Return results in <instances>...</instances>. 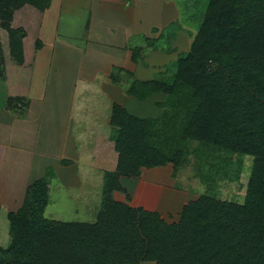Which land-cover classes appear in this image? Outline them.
Segmentation results:
<instances>
[{
  "label": "trees",
  "instance_id": "obj_1",
  "mask_svg": "<svg viewBox=\"0 0 264 264\" xmlns=\"http://www.w3.org/2000/svg\"><path fill=\"white\" fill-rule=\"evenodd\" d=\"M50 1L0 0L1 28L21 65L30 64L42 46L28 25L39 29ZM131 50L137 62L141 48ZM110 79L115 82V76ZM125 93L140 101L165 95L156 102L163 110L156 118H142L112 104L117 161L104 173L96 220L45 217L48 170L27 186L21 206L6 214L11 242L0 246V264H264V0H208L173 73L132 80ZM9 102L19 117L28 107L25 97ZM192 142L197 157L218 152L252 157L243 202L203 194L184 204L173 222L130 206L120 177L138 178L142 169L166 164L178 167ZM114 191L127 201H116Z\"/></svg>",
  "mask_w": 264,
  "mask_h": 264
},
{
  "label": "crops",
  "instance_id": "obj_2",
  "mask_svg": "<svg viewBox=\"0 0 264 264\" xmlns=\"http://www.w3.org/2000/svg\"><path fill=\"white\" fill-rule=\"evenodd\" d=\"M112 1L121 6V0ZM128 1L130 6L127 7L124 2L118 12V6L117 9L116 6L111 8L113 14H106L104 6L96 9L94 3H90L84 32L75 31L72 24L69 29H65L67 36H63L69 38L64 39L59 36L60 22L65 19L62 14L65 0H62L58 14L55 13L57 27L56 32L51 35L50 47L42 42L34 57L36 62L38 52L42 48H49V72L44 87L35 83L28 89L26 98L31 105L25 118L8 112L0 113V216L16 211L22 204L27 185L43 177L48 170L56 175L57 181L62 183L61 187L67 188L69 192L70 189L73 190L69 195L71 199L79 190L77 196L85 199L81 207L88 211L87 195L93 190L89 167L95 170L92 173H98L94 178L95 182L100 180V172L108 171L100 166L106 157V150L103 148L107 147L102 140V133L109 121L112 104L117 103L129 113L142 118H154V114H158L159 108L154 99L162 94L140 101L124 93L119 85L129 81L128 78L124 79L123 74L130 76V79L133 75L132 80L155 79L153 73L163 72L165 66L174 60L175 54L172 56L159 51L145 52L147 42L145 46H139L134 41L140 37L147 40L150 37L147 32H150L153 25L161 29L166 27L178 17L177 9L174 3L164 0H157L155 4L152 0ZM131 5H141V9L153 7V10L157 9L159 12L157 15L152 13V22L145 21L144 26L140 15L136 19L135 9L130 8ZM170 17H173L172 20ZM180 38L181 42H176L174 49L176 52L188 51L190 44L185 48V40L182 36ZM134 47L141 48L137 62L131 59V49ZM112 75L115 76V82L110 79ZM48 83L49 89L46 88ZM80 88L102 110V113H97L96 122L89 125L93 141L86 144V151L80 146L85 145L84 137L76 138L72 129L70 101ZM98 146L101 147L103 156L101 150L97 152ZM62 161L69 163L62 164ZM116 161L114 165L112 163V167L107 163L111 167L110 171L115 169ZM124 178L127 177L121 176L120 182L126 187L129 183H125ZM133 181L135 180L130 179L128 182Z\"/></svg>",
  "mask_w": 264,
  "mask_h": 264
},
{
  "label": "rangeland",
  "instance_id": "obj_3",
  "mask_svg": "<svg viewBox=\"0 0 264 264\" xmlns=\"http://www.w3.org/2000/svg\"><path fill=\"white\" fill-rule=\"evenodd\" d=\"M145 1V0H138ZM137 1V3H139ZM169 1V3H174L178 17L176 19L171 18V23L166 25L164 28H158L153 25V28L159 29L162 35L159 37L158 32L153 30L151 27L150 32H147L148 39L145 40L142 37L137 38L134 42L135 45L145 46L144 51H159L166 54H175L174 60H171L170 64L165 66L163 72L156 71L153 73V78H163L169 77L173 73L174 61L179 57L180 54L185 53V50L178 51L174 49L173 45L176 42H181L180 36L185 40V48L190 44L193 36L199 27L202 20V16L207 5L208 0H164ZM125 2V3H124ZM130 1L121 0L122 4L130 6ZM157 0H152L155 4ZM62 0H51L49 7L44 9L42 12V17L40 19V29L34 30L29 25V30L34 34L33 36L39 39L41 42L45 43L46 46L51 42V35L56 32L57 27V11L61 7ZM94 3L96 9H100L99 6H104L106 14H113V9L118 6V11H120L119 5L113 3L112 0H65L62 5V14H64L65 19L62 20L59 28V36H67L65 29H69L71 25L75 26L76 30H82L84 32L86 21L89 18V5ZM151 4V2L149 3ZM138 6V7H137ZM150 7V6H149ZM135 9L136 19L141 16L144 26L146 22H152V13L158 14L159 10H153L154 8L141 9V5H135L131 7ZM25 20V19H24ZM27 22V20L25 21ZM81 31V32H82ZM180 32V33H179ZM144 33V32H143ZM145 34V33H144ZM61 38V37H60ZM64 39L69 37H63ZM134 40V39H133ZM181 47V46H180ZM49 48H42L38 54L36 62H34V57L32 58L30 64L21 65L19 64L10 54V48L8 45V37L6 32L1 28L0 24V113L8 112L12 115L19 117L16 113L11 112L8 109L10 104V99H16L19 97H27V91L32 88L33 84H40L44 87L49 67ZM176 52V53H174ZM39 62V63H38ZM60 63L62 61L60 60ZM35 69H34V66ZM149 68V67H148ZM154 69V67H153ZM157 69V68H156ZM48 70V71H47ZM155 70H150L154 72ZM35 73V76H34ZM124 79L128 78V82L121 83L119 86L125 89L128 87L129 83L132 81L130 76L123 74ZM134 79V78H133ZM123 80V78H122ZM131 80V81H130ZM50 81V77L49 80ZM99 81V80H97ZM97 83V82H96ZM47 89L50 88L49 83L47 84ZM78 86L76 87V89ZM40 89V88H39ZM81 89V88H80ZM78 89L75 91L74 95L70 101V107L72 108V122H73V134L77 137H84L85 145L90 142L93 138V133L89 129L91 123L96 122L97 113H102L98 103H92L88 97L89 94ZM88 98V100H86ZM165 99V95L156 96L154 99L156 102H162ZM28 102V107L22 112V118H25L29 112L30 101L26 98ZM158 114L155 113L154 117H158L163 109L158 107ZM100 116V115H99ZM153 118V117H152ZM110 120V116H109ZM82 121V122H81ZM103 128V127H102ZM102 130V129H101ZM100 131V129H99ZM104 138L102 140L106 143L107 147H104L106 151L105 162L101 165V169H106L112 167L117 160V153L114 151V141L112 136L114 134L110 123L108 121L106 128H103ZM93 141V140H92ZM92 141L90 143H92ZM80 145L81 148H86V146ZM198 147L196 142L190 144V152L186 159L183 160L180 166L173 167L172 164H166L161 167L153 169H142L140 176L138 178H124L126 187L121 185L126 189L127 194L130 196L129 205L132 207H143L149 211H157L162 218L167 222L177 221L179 212L182 206L190 201L196 200L200 195L211 194L220 199L234 201L242 203L245 197V184L249 177L252 165L251 156H232L228 153L209 154V157H197L193 154V151ZM86 149H84L86 151ZM101 150V147H97V152ZM102 153V150H101ZM103 156V153H102ZM111 157V158H110ZM109 163V165H107ZM53 170V168H52ZM90 173L92 174L93 190L87 195V207H81L85 201L77 196L79 190L77 189L76 196L71 199L69 195L73 193L67 188L60 186L62 184L57 181L56 175L53 173L49 176V202L45 209V217L60 221H83V222H94L96 220V215L100 209L102 189L104 185V173L100 172V180L95 182L94 178L98 173H92L95 170L89 167ZM113 171V170H112ZM44 177V176H43ZM40 177V178H43ZM39 178V179H40ZM62 179V178H61ZM130 179H134L133 182H128ZM38 180V179H37ZM63 180V179H62ZM98 180V178H97ZM34 182V181H33ZM32 182V183H33ZM29 183L27 186H29ZM148 184V186H146ZM97 185V186H96ZM96 186V187H95ZM97 187H100L97 188ZM27 188V187H26ZM76 189V188H75ZM74 189V193L75 190ZM113 198L116 201H127L126 196L120 192H113ZM24 199V198H23ZM23 202V201H22ZM86 205V204H85ZM11 242V236L9 233V221L6 214L0 216V246L7 247ZM143 264H153L152 262H144Z\"/></svg>",
  "mask_w": 264,
  "mask_h": 264
}]
</instances>
